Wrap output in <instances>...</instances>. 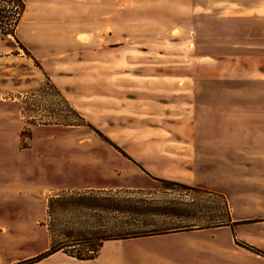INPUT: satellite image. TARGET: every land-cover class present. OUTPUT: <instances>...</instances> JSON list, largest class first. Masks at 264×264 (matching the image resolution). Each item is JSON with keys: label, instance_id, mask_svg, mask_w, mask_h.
<instances>
[{"label": "rangeland", "instance_id": "obj_1", "mask_svg": "<svg viewBox=\"0 0 264 264\" xmlns=\"http://www.w3.org/2000/svg\"><path fill=\"white\" fill-rule=\"evenodd\" d=\"M24 3L15 38H0V206L9 205L11 185L20 183L16 174L26 168V161H41L46 141L122 143L139 126L170 122L248 128L253 134L242 135V141L250 136L256 144L238 149V161L257 160L238 163V213L233 217L249 224L258 239L249 244L234 237L223 253L200 250L197 257L204 264H264L260 252L242 246L264 251V78L238 79V54H257L258 65L264 67V17L238 19V0ZM60 98L82 118L81 125L58 123L65 115L59 111ZM52 124L64 127L55 134ZM62 152L70 159L75 150ZM33 184L32 230L40 235L47 229L50 243L85 237L96 242L122 231L123 219L117 214L65 208L64 203L74 202V194L57 193L59 198L49 210L46 203L47 213H42L43 196L47 201L50 196L44 195L46 184L40 178ZM114 199L123 202L122 194ZM218 202L233 208L232 198ZM214 212L211 217L223 219L224 212ZM133 222L127 218L128 226ZM72 234L74 238L66 237ZM29 243L8 239L6 248H0V264L31 258H22ZM82 247L76 244L73 250L82 252ZM56 255L32 264L77 262L60 250Z\"/></svg>", "mask_w": 264, "mask_h": 264}, {"label": "crops", "instance_id": "obj_2", "mask_svg": "<svg viewBox=\"0 0 264 264\" xmlns=\"http://www.w3.org/2000/svg\"><path fill=\"white\" fill-rule=\"evenodd\" d=\"M257 17H264V0H238V19ZM240 46L253 49L258 45ZM258 60L257 54H238V79L264 78V67L258 65ZM49 126L55 134L61 130L59 126L64 127ZM127 134L122 143L42 142L46 147L41 161L36 165L26 161V168L16 174L20 183L11 185L14 196L9 205L0 206V248H6L7 240L16 237L24 244L30 242L23 259L48 249L50 240L44 232L47 229L41 228L40 235L32 230L35 213L29 203L34 200L33 183L38 178L46 184L42 191L47 196L74 194L108 203L103 198L122 194L120 210L83 204L67 208L117 214L123 219L124 232L154 231L145 236L104 240L92 260L96 264H204V259L197 257L200 250L223 253L234 237L249 244L258 239L249 224L239 223L238 216L233 217V213H238V163L246 165V160L251 165L257 160L248 157L238 161V149L256 144L250 136L242 141V135L253 134L250 129L170 122L139 126ZM72 149L75 152L69 155L70 159H64L66 153L62 151ZM163 181L181 189L163 186ZM128 196L132 198L129 203ZM224 197L233 199V208L217 205ZM46 201L43 196L44 214ZM214 211L226 216L218 220L210 216ZM128 217L134 221L129 226ZM76 261L72 264L91 262Z\"/></svg>", "mask_w": 264, "mask_h": 264}, {"label": "trees", "instance_id": "obj_3", "mask_svg": "<svg viewBox=\"0 0 264 264\" xmlns=\"http://www.w3.org/2000/svg\"><path fill=\"white\" fill-rule=\"evenodd\" d=\"M25 10V3L24 0H0V38L12 36L15 38V30L16 27L24 13ZM46 85L49 86L50 89H52L58 96L60 93L55 89V87L52 85L51 82L46 81ZM62 99V98H60ZM62 105L59 109L60 112L65 111V115H62L61 119L58 120L60 124L63 125H81L83 120L78 115V113L71 108L68 103L62 99ZM72 114L74 117L76 116L79 120V122L74 123L69 119L70 115ZM75 117V118H76ZM165 184H172L167 181H163ZM57 196H50L47 201V208L48 210L51 208V203L54 198H59ZM115 198V197H114ZM109 198L108 203H102V201L99 198H93V197H83L82 195H78L73 201L68 203L69 205H75V204H83V205H96V206H108L109 208H113L115 210H120L122 208L123 202L119 201L118 199ZM68 204L64 203V207L67 208L69 206ZM113 229H118V227H114ZM154 231H151L150 233L144 232V231H128L124 232L123 230L121 232H113L107 236H100L97 238V241H90L92 239L85 237L84 240L76 242V239H69L67 241L59 242L57 244L50 243V246L45 251L29 258L24 261H21L20 264H32L35 262H38L51 254L62 251L66 255L76 259V260H84V261H92L97 257L99 248L104 240H117V239H125V238H131V237H138V236H145L148 234H153ZM72 235H66L67 238H72ZM95 238V236H93ZM74 238V237H73ZM80 240V239H78ZM82 243V252H77L73 250V246L76 244ZM246 249L250 251H256L257 253L260 252L262 256H264V251H260L258 249H255L249 245H246L243 243L242 245Z\"/></svg>", "mask_w": 264, "mask_h": 264}]
</instances>
